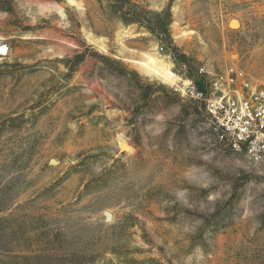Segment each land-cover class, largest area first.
Returning a JSON list of instances; mask_svg holds the SVG:
<instances>
[{
	"label": "rangeland",
	"instance_id": "rangeland-1",
	"mask_svg": "<svg viewBox=\"0 0 264 264\" xmlns=\"http://www.w3.org/2000/svg\"><path fill=\"white\" fill-rule=\"evenodd\" d=\"M130 1L0 0V264H264V165L183 92L264 83V0Z\"/></svg>",
	"mask_w": 264,
	"mask_h": 264
},
{
	"label": "built area",
	"instance_id": "built-area-1",
	"mask_svg": "<svg viewBox=\"0 0 264 264\" xmlns=\"http://www.w3.org/2000/svg\"><path fill=\"white\" fill-rule=\"evenodd\" d=\"M11 48L0 38V59H7ZM188 81L185 95L203 104L216 143L244 157L252 166L264 165V83L254 84L240 69L213 74L209 86Z\"/></svg>",
	"mask_w": 264,
	"mask_h": 264
},
{
	"label": "bare ground",
	"instance_id": "bare-ground-1",
	"mask_svg": "<svg viewBox=\"0 0 264 264\" xmlns=\"http://www.w3.org/2000/svg\"><path fill=\"white\" fill-rule=\"evenodd\" d=\"M147 72L153 76L163 79L171 84H176L179 78L172 72V70L158 58L150 56L146 62L141 63ZM124 142H122L123 144Z\"/></svg>",
	"mask_w": 264,
	"mask_h": 264
},
{
	"label": "trees",
	"instance_id": "trees-1",
	"mask_svg": "<svg viewBox=\"0 0 264 264\" xmlns=\"http://www.w3.org/2000/svg\"><path fill=\"white\" fill-rule=\"evenodd\" d=\"M116 7L115 15L117 14L120 18L127 22H141L143 20L142 12L138 11L137 6L130 0H111Z\"/></svg>",
	"mask_w": 264,
	"mask_h": 264
}]
</instances>
